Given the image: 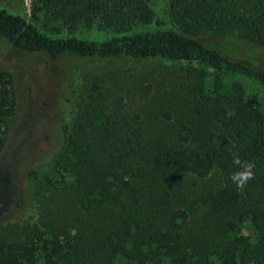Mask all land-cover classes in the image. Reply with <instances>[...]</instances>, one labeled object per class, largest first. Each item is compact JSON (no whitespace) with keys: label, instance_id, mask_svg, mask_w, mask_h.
<instances>
[{"label":"trees","instance_id":"obj_1","mask_svg":"<svg viewBox=\"0 0 264 264\" xmlns=\"http://www.w3.org/2000/svg\"><path fill=\"white\" fill-rule=\"evenodd\" d=\"M151 2L33 0L35 17L118 35L55 37L0 8V37L14 49L50 61L157 59L241 75L264 89V67L228 53L234 42L264 49V0H169L174 27L131 32L152 22ZM0 77L1 143L15 100L10 74L0 71ZM201 95L216 104V129L196 137L179 129L172 142L153 141L151 149H121L111 135L116 124L110 115L87 99L63 112L56 167L77 170L83 213L50 230H33L24 241L3 242L0 264H264V93L240 87L230 99L217 79ZM123 133L125 140L129 134ZM147 134L138 133L145 140ZM245 163L252 165L253 175L237 188L231 176ZM215 171L220 184L201 192L205 217L191 225L188 209L178 200L179 177L206 179Z\"/></svg>","mask_w":264,"mask_h":264},{"label":"rangeland","instance_id":"obj_2","mask_svg":"<svg viewBox=\"0 0 264 264\" xmlns=\"http://www.w3.org/2000/svg\"><path fill=\"white\" fill-rule=\"evenodd\" d=\"M151 6L155 12L152 22L138 24L131 32L174 27L169 0H152ZM0 8L25 17L55 37L106 40L118 35L98 26L69 28L42 14L35 17L33 0H0ZM229 47L231 56L264 67L263 48L240 42ZM0 71L10 74L15 100L0 143V245L24 241L33 230H50L83 213L78 202L77 170L67 165L56 167V162L63 146L62 113L81 107L85 99L110 115L116 124L111 135L121 149H151L153 141L172 142L170 137L179 129L190 136L195 133V137L216 129V104L204 101L201 95L214 80L221 79L230 99L240 87L264 93L258 83L241 75H223L196 65H166L157 59L50 61L40 54L14 49L1 37ZM75 84L74 93L71 88ZM140 131L148 133L147 141L138 135ZM123 132L130 135L125 140L120 137ZM31 173H36V178ZM179 178L178 200L188 209L191 225L198 226L205 217L199 196L220 184L219 174L215 171L206 179L191 175Z\"/></svg>","mask_w":264,"mask_h":264},{"label":"clouds","instance_id":"obj_3","mask_svg":"<svg viewBox=\"0 0 264 264\" xmlns=\"http://www.w3.org/2000/svg\"><path fill=\"white\" fill-rule=\"evenodd\" d=\"M252 165L245 163L243 165V171H236L232 174L231 180L235 184L237 188H242L247 180L252 178V171H251Z\"/></svg>","mask_w":264,"mask_h":264}]
</instances>
